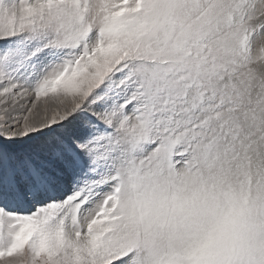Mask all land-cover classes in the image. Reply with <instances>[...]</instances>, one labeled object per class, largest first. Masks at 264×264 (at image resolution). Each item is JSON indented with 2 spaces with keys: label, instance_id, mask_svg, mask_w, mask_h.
Here are the masks:
<instances>
[{
  "label": "snow or ice",
  "instance_id": "obj_1",
  "mask_svg": "<svg viewBox=\"0 0 264 264\" xmlns=\"http://www.w3.org/2000/svg\"><path fill=\"white\" fill-rule=\"evenodd\" d=\"M0 264H264V0H0Z\"/></svg>",
  "mask_w": 264,
  "mask_h": 264
},
{
  "label": "rangeland",
  "instance_id": "obj_2",
  "mask_svg": "<svg viewBox=\"0 0 264 264\" xmlns=\"http://www.w3.org/2000/svg\"><path fill=\"white\" fill-rule=\"evenodd\" d=\"M45 99H47L46 97H41V101L40 102H42L43 100H45Z\"/></svg>",
  "mask_w": 264,
  "mask_h": 264
}]
</instances>
